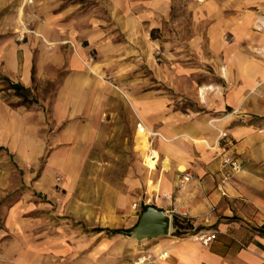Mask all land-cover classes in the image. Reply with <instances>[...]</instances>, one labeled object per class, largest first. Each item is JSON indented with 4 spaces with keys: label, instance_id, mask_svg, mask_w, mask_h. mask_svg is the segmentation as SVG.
<instances>
[{
    "label": "crops",
    "instance_id": "crops-1",
    "mask_svg": "<svg viewBox=\"0 0 264 264\" xmlns=\"http://www.w3.org/2000/svg\"><path fill=\"white\" fill-rule=\"evenodd\" d=\"M176 1L110 0L107 17L78 13L67 25L71 35L54 41L48 23L56 28L61 17L31 32L20 20L23 2L19 22L34 35L16 42L11 27H0V73L37 101L12 106L0 84V146L23 163L44 157L30 190L0 222V264H127L144 253L153 255L146 264H264V0H183L188 21L175 22L174 38H148L155 55L165 44L161 68L152 57L133 87L120 71L110 72L111 82L98 75L106 64L122 65L128 51L141 66L143 45L134 46L142 43L141 33L147 39L165 25ZM56 71L62 76L52 98L37 99L36 83L53 80ZM179 82L187 84L183 91ZM160 83L193 100L194 109L175 107L176 95L160 90ZM138 122L155 135L137 133ZM219 131L226 137L219 139ZM150 149L157 155L148 163ZM102 152L108 162L134 157V165L117 186H82L93 178V171L83 173L84 162L102 159L95 156ZM223 156L236 158L241 169L220 186ZM37 197L45 199L38 208L64 211L90 230L31 216ZM144 199L172 218L186 213L190 228L141 243L119 233L108 238L110 229L136 225ZM198 231H215L216 239L203 246L191 236ZM162 252L165 258L158 257Z\"/></svg>",
    "mask_w": 264,
    "mask_h": 264
},
{
    "label": "rangeland",
    "instance_id": "rangeland-1",
    "mask_svg": "<svg viewBox=\"0 0 264 264\" xmlns=\"http://www.w3.org/2000/svg\"><path fill=\"white\" fill-rule=\"evenodd\" d=\"M109 1L110 0H0V27H3L5 29L6 27H11L13 32V37L16 42H23L26 40V36L34 35L31 32L36 29V27L43 24V22L48 20V18H53L54 16H59V20L57 21V27L54 28L52 24L48 23V29L50 31V38L54 40H60L65 39V37H68L71 35V27H67L68 24H70L71 20L74 18V16L78 13H86V12H92L99 17L100 20L108 16L109 12ZM195 1L198 4H208V3H214V0H192ZM23 2V3H22ZM22 3L23 9L21 10V21L24 23L26 28L31 32H24L22 29V26L19 22L18 18V9ZM225 1H223V8H225ZM22 8V7H21ZM183 7V0H177L173 3L172 6V15L168 20H164V24L162 25V28L160 30H156V33L150 32L149 37L147 39L144 38L145 33H141L142 38L140 45H136L134 47H137L139 49V46L143 45L142 52L140 55L143 58V64L141 66H136L133 64V60L138 55L133 52V54H129L130 51L127 52V55L125 54V61L124 59L120 62L122 65H111L107 66L104 65L103 72L100 70L98 75L106 82H111L112 77L111 71L117 70L121 74H117L120 77L126 78L124 82L125 84L129 85L130 87H133L134 85V78L136 75L140 72L146 73L149 71V61L152 60V57L159 58L157 60V63L159 64V67L161 68V64L166 63V50H165V44L164 47L159 48V51L156 53V55L153 52V49L150 47V40L149 39H156V40H167L170 38H174V35L172 34V28H175V22L177 21H188V18L184 19L182 10ZM23 11V14H22ZM178 14V16H176ZM143 24L145 26V29H148L149 27V20L144 19ZM182 26V23L179 24ZM66 26V27H65ZM59 27H63V30H60ZM1 29V28H0ZM179 38L182 36V28L179 29ZM149 38V39H148ZM40 39V38H39ZM119 39V38H118ZM42 40V39H41ZM178 55L180 56V59H182L183 52L182 50L177 51ZM129 55V56H128ZM96 53H91V59L90 61L96 60ZM182 62V61H181ZM92 63V69L96 72L97 68L95 67V63L91 61ZM94 67V68H93ZM163 67V66H162ZM197 72L198 66L195 65ZM165 68V67H164ZM181 68V67H180ZM161 71V70H160ZM166 73L165 71H163ZM0 73V77H1ZM62 76V73L60 71H56L55 77L53 80H44L40 84L36 83L35 88V94L36 98H41L42 100H50L56 91L57 85L59 83V80ZM114 82V81H113ZM112 82V83H113ZM123 83V84H124ZM0 84L4 86V90H2V97L6 102H8L10 105L15 106L18 103L14 102L15 99L12 97V94H8L6 91L8 89L7 84L4 81L0 80ZM113 84H116L115 82ZM145 85L149 86L151 83L149 80H147ZM180 87V89L183 91L187 84L183 82L177 83ZM196 84H200L199 81H196ZM160 90L162 91H168L172 94H175L176 98L174 99L175 107L179 109H185L190 107L191 109H194L195 102L191 100L190 98H186L180 94V92H176L173 89L175 88H168L166 83H160L159 85ZM37 88V89H36ZM37 90V91H36ZM178 96V97H177ZM33 100L34 97H33ZM37 102V101H36ZM0 222L2 223L5 215L6 210L8 208H11L15 203H17L19 200H21L19 197L22 196V192L26 191V189H29L32 187L33 182L36 180L37 176L41 172L43 165H44V157H42L39 161L34 163H23L20 161L14 154H12L6 147L3 148V146H0ZM106 148V147H105ZM3 149V150H2ZM7 149V150H5ZM102 149V148H101ZM103 151V150H102ZM96 157H102V159H98L96 161H87L83 164V173L85 175H89L93 171V178H85L84 181L81 183L82 186H88L90 181L93 182V185L96 187L104 186L105 184L117 186L119 185L120 181L122 180V174L126 172V170H130L133 167L134 157H129V162L124 161H115V162H108L107 159L110 158L109 155L102 152L100 155H95ZM104 158V159H103ZM106 158V159H105ZM120 159H124L123 156L120 157ZM128 166V168H127ZM145 200V199H144ZM45 201L42 197H37L36 200H33L35 209H33L30 213L31 216L41 218V217H51L56 219H63L68 220L67 225L71 226V228L79 229V233H83L87 231V229L90 230V228H87L85 225L80 223V221L75 222L74 220H71L69 215L64 214V211L61 214L54 215L53 213L50 214L49 211H46L45 208H38L40 207L39 204H42ZM147 206H150L149 204ZM45 207V206H43ZM54 212V210H53ZM50 214V215H49ZM139 217V215H138ZM70 220V221H69ZM40 228V227H39ZM98 228V226H95V230ZM122 231L128 230L124 228H120ZM96 232V231H95ZM115 234V230L110 229L109 232H106L105 235L108 236V238H112ZM126 239L125 234H123ZM129 240V239H128ZM132 241V240H130ZM135 242V241H134ZM143 242V241H142ZM141 243V242H136Z\"/></svg>",
    "mask_w": 264,
    "mask_h": 264
},
{
    "label": "built area",
    "instance_id": "built-area-1",
    "mask_svg": "<svg viewBox=\"0 0 264 264\" xmlns=\"http://www.w3.org/2000/svg\"><path fill=\"white\" fill-rule=\"evenodd\" d=\"M136 131L139 134H143L144 136L151 138L155 135L152 131L148 130L143 123L138 122L136 124ZM226 137V133L223 131H219L218 138L223 139ZM156 152L153 149H150L147 152V161L148 163H151L156 158ZM221 168V180H220V186H225L231 176L235 173L240 171L241 166L238 162V160L231 156H223L220 163ZM191 178V175L188 173L184 174L182 179L184 181H188ZM223 194V193H222ZM150 199H145L142 201L143 206H147L148 204L151 205ZM132 207L135 209L138 207L137 203H133ZM176 219L179 224H190L189 217L186 213H176V216L174 218L171 217V220ZM177 231L181 232V229H178L177 227L171 226V232L176 233ZM192 238L195 239L197 242H199L203 246H208L212 241L216 239V232L215 231H198L196 233H193ZM167 256L166 252H162L158 257L159 258H165ZM153 259V255L150 253H144L137 256L133 261L128 262L127 264H146L148 261Z\"/></svg>",
    "mask_w": 264,
    "mask_h": 264
},
{
    "label": "water",
    "instance_id": "water-1",
    "mask_svg": "<svg viewBox=\"0 0 264 264\" xmlns=\"http://www.w3.org/2000/svg\"><path fill=\"white\" fill-rule=\"evenodd\" d=\"M171 223V217L164 210L150 205L140 213L136 225L126 233V237L135 242L167 237Z\"/></svg>",
    "mask_w": 264,
    "mask_h": 264
},
{
    "label": "trees",
    "instance_id": "trees-1",
    "mask_svg": "<svg viewBox=\"0 0 264 264\" xmlns=\"http://www.w3.org/2000/svg\"><path fill=\"white\" fill-rule=\"evenodd\" d=\"M33 73H34V71L32 69V75H33ZM0 80L4 81L7 84L8 90H12L14 92L15 96H18V97L21 98L20 102L18 103L19 105H28V106H30V105H34L36 103L35 100H33L32 98H28L26 95L23 94L25 89L21 85L11 82L8 78H6L4 76H1ZM0 148H2V147H0ZM5 150H7V149H5ZM146 208H147V206H143L141 212H143ZM172 225H173L174 228L177 227L178 229H181V230H186V229L190 228L189 224H186V225L179 224V222L176 219H173ZM129 230L115 231V233L125 234L126 235V233ZM175 234H180V233H179V231H177Z\"/></svg>",
    "mask_w": 264,
    "mask_h": 264
},
{
    "label": "bare ground",
    "instance_id": "bare-ground-1",
    "mask_svg": "<svg viewBox=\"0 0 264 264\" xmlns=\"http://www.w3.org/2000/svg\"><path fill=\"white\" fill-rule=\"evenodd\" d=\"M27 1H29V0H27Z\"/></svg>",
    "mask_w": 264,
    "mask_h": 264
}]
</instances>
